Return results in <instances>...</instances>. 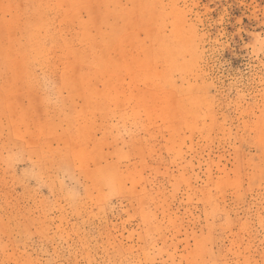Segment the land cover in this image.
Listing matches in <instances>:
<instances>
[{
	"label": "rangeland",
	"instance_id": "obj_1",
	"mask_svg": "<svg viewBox=\"0 0 264 264\" xmlns=\"http://www.w3.org/2000/svg\"><path fill=\"white\" fill-rule=\"evenodd\" d=\"M0 264H264V0H0Z\"/></svg>",
	"mask_w": 264,
	"mask_h": 264
}]
</instances>
